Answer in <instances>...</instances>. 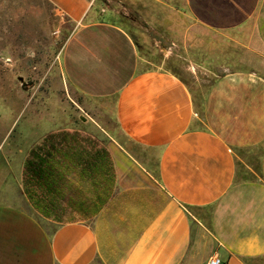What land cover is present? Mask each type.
I'll return each mask as SVG.
<instances>
[{"label":"crops","instance_id":"crops-1","mask_svg":"<svg viewBox=\"0 0 264 264\" xmlns=\"http://www.w3.org/2000/svg\"><path fill=\"white\" fill-rule=\"evenodd\" d=\"M46 1L73 25L69 84L113 103L124 141L19 151L0 177V264H264V0H154L146 23L170 40L195 28L242 49L198 103L92 0Z\"/></svg>","mask_w":264,"mask_h":264},{"label":"rangeland","instance_id":"rangeland-1","mask_svg":"<svg viewBox=\"0 0 264 264\" xmlns=\"http://www.w3.org/2000/svg\"><path fill=\"white\" fill-rule=\"evenodd\" d=\"M155 4L92 0L101 19H112L128 32L147 67L171 69L198 103L216 79L237 67L242 49L224 47L217 35L195 28L181 30L179 41L170 40L146 23L147 13L160 10ZM170 22L173 26L174 19ZM72 31L73 25L46 0H0V177L10 180L20 157L30 156L32 147L51 134L89 135L106 147L110 138L124 141L113 119V103L83 96L65 76L63 49Z\"/></svg>","mask_w":264,"mask_h":264},{"label":"built area","instance_id":"built-area-1","mask_svg":"<svg viewBox=\"0 0 264 264\" xmlns=\"http://www.w3.org/2000/svg\"><path fill=\"white\" fill-rule=\"evenodd\" d=\"M205 264H224L222 259L217 255H212Z\"/></svg>","mask_w":264,"mask_h":264},{"label":"trees","instance_id":"trees-1","mask_svg":"<svg viewBox=\"0 0 264 264\" xmlns=\"http://www.w3.org/2000/svg\"><path fill=\"white\" fill-rule=\"evenodd\" d=\"M133 17H135L136 19H138V16L136 14H132ZM59 134H51V135H48L47 137L44 138L43 140V145L45 146H49L50 145V142L54 139L55 136H57ZM65 139V137H63Z\"/></svg>","mask_w":264,"mask_h":264},{"label":"water","instance_id":"water-1","mask_svg":"<svg viewBox=\"0 0 264 264\" xmlns=\"http://www.w3.org/2000/svg\"><path fill=\"white\" fill-rule=\"evenodd\" d=\"M18 80L21 82V83H23V78H18ZM24 85H27V84H24Z\"/></svg>","mask_w":264,"mask_h":264}]
</instances>
